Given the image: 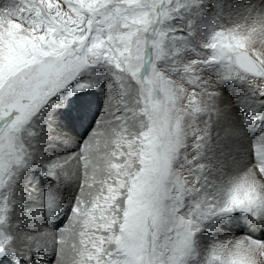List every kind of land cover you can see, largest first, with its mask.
I'll use <instances>...</instances> for the list:
<instances>
[{
	"label": "snow or ice",
	"instance_id": "6c2138e0",
	"mask_svg": "<svg viewBox=\"0 0 264 264\" xmlns=\"http://www.w3.org/2000/svg\"><path fill=\"white\" fill-rule=\"evenodd\" d=\"M0 264H264V0H3Z\"/></svg>",
	"mask_w": 264,
	"mask_h": 264
},
{
	"label": "rangeland",
	"instance_id": "374dc122",
	"mask_svg": "<svg viewBox=\"0 0 264 264\" xmlns=\"http://www.w3.org/2000/svg\"><path fill=\"white\" fill-rule=\"evenodd\" d=\"M2 2H3V0H0V3H2ZM76 130H77V131H79L80 129H79V128H77Z\"/></svg>",
	"mask_w": 264,
	"mask_h": 264
}]
</instances>
